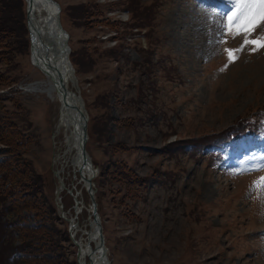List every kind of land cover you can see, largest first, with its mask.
Masks as SVG:
<instances>
[{
  "label": "rangeland",
  "instance_id": "obj_1",
  "mask_svg": "<svg viewBox=\"0 0 264 264\" xmlns=\"http://www.w3.org/2000/svg\"><path fill=\"white\" fill-rule=\"evenodd\" d=\"M58 1L77 70L71 85L90 116L88 150L99 168L111 264H264V140L234 147L225 167L193 145L216 144L256 118L261 129L264 47L247 44L230 62L225 50L239 49L245 36L222 34L219 16L229 6L216 0ZM22 4L0 0V14L10 12L19 28ZM27 37L18 32L14 58L0 63V116L31 137L22 158L37 186L38 201L19 212V226L35 230L44 258L77 264L70 220L79 239L91 199L61 159L58 103L26 91L46 78L32 55L30 62ZM261 37L264 21L247 39ZM128 170L145 185L133 184ZM71 190L80 195L78 214ZM11 239L21 243L19 229ZM26 259L17 253L10 264Z\"/></svg>",
  "mask_w": 264,
  "mask_h": 264
},
{
  "label": "trees",
  "instance_id": "obj_2",
  "mask_svg": "<svg viewBox=\"0 0 264 264\" xmlns=\"http://www.w3.org/2000/svg\"><path fill=\"white\" fill-rule=\"evenodd\" d=\"M22 3L24 4L23 0ZM23 16L25 17L24 13ZM23 23L19 28L18 22L14 21L10 12L7 14L3 10V14H0V63L9 64L14 58L17 41L20 40L17 39V33L21 32L23 38L27 33L26 24ZM30 139L28 132L19 130L17 125L0 116V264H10L17 253L27 255L25 264H57L53 263L55 260L44 258V252L31 236L35 230L29 231L19 226V212L25 209L33 210L38 201V197L33 195L37 189L35 179L27 175V163L23 162L22 158L25 154L22 147H25ZM129 174V180L133 184L138 182L139 185H145L144 178L137 177L132 170H128L125 176ZM16 229L21 233L19 244L11 239Z\"/></svg>",
  "mask_w": 264,
  "mask_h": 264
},
{
  "label": "bare ground",
  "instance_id": "obj_3",
  "mask_svg": "<svg viewBox=\"0 0 264 264\" xmlns=\"http://www.w3.org/2000/svg\"><path fill=\"white\" fill-rule=\"evenodd\" d=\"M27 1L28 6L30 7L29 31L34 40V50L36 51V53L32 52V60L35 66H37L43 72L46 78L36 84H32L26 89V91H37L40 93L48 94L55 103H58V115L56 124L57 132H60L62 130L65 134V142H63L65 145V150L64 152H62L61 159L64 160L63 162H65L68 166H71L72 163L74 165H79V161L77 158L78 155H75V151L80 147V143H78V139L80 136L79 115L77 114L75 109H68L66 106V102L64 101L65 94L67 97V101L70 103L74 102L72 94H78V92H76L71 85L74 77L70 75L69 71H67L66 68L65 71H61V73L63 72L65 84L68 88V92L65 93V91L63 89H60V86L56 84L58 83V81L54 82L52 79L57 75H55L54 71H51L48 68V64H54V51L61 45L58 34L59 30L56 24L55 7L52 6L47 0ZM47 47L49 48V52L46 51ZM60 63L62 66H65L66 59H62ZM78 105H80L79 102ZM76 146L78 149L76 148ZM86 173L89 174L88 171ZM78 240L81 246V253L79 256L80 264H100L99 258L101 255V250L90 254L91 250L95 247H91V245H88L89 240L92 245H98L97 234L93 224L90 227L88 226V228L82 233V236L79 237Z\"/></svg>",
  "mask_w": 264,
  "mask_h": 264
},
{
  "label": "water",
  "instance_id": "obj_4",
  "mask_svg": "<svg viewBox=\"0 0 264 264\" xmlns=\"http://www.w3.org/2000/svg\"><path fill=\"white\" fill-rule=\"evenodd\" d=\"M50 2H52L51 0H49ZM30 9V7H29ZM29 24H30V20H29ZM32 52L36 53V51L34 50V40L32 38ZM49 50V48H47V51ZM65 51L67 52L66 48ZM63 51V53L65 52ZM38 54V51H37ZM48 68L51 71H54L55 75L54 76L53 81L56 82L58 81V83H56L58 86H60V89H63L65 91V93L68 92V88L65 84V80H64V76L61 73V71L56 67V63L54 61V64L50 63L48 64ZM57 79V80H56ZM72 94V93H71ZM72 97L74 99V102L70 103L67 101V97L65 94V98L64 101L66 102V106L68 109H75L77 114L79 115V129H80V136L78 139V143H80V147L77 150L78 153V161H79V172L83 178V180L85 181L89 194H90V198H91V202H92V217H93V226L95 227V231L97 234V240H98V245L91 250L90 254L95 253L96 251H100L101 250V255L99 258L100 264H110V261L108 259V250L106 248L105 245V238H104V234H103V227H102V223H101V219L98 213V204L96 202V198H95V190L94 188V183H93V179L95 178V170H93L92 167V162H91V158L87 152V141L89 139V132H88V121H89V114L87 112V109L85 107L84 101L81 98L80 95H75L72 94ZM78 102L80 105H78ZM79 146V145H78ZM85 170H87L89 172L88 177L85 176ZM90 170V171H89ZM90 245V242H89Z\"/></svg>",
  "mask_w": 264,
  "mask_h": 264
},
{
  "label": "snow or ice",
  "instance_id": "obj_5",
  "mask_svg": "<svg viewBox=\"0 0 264 264\" xmlns=\"http://www.w3.org/2000/svg\"><path fill=\"white\" fill-rule=\"evenodd\" d=\"M229 12L219 16V28L222 32H232L233 36L244 35L245 40L239 49H226L228 59L231 62L235 57L234 53L242 51L247 44H254L264 47V37L260 41L249 40L247 36L251 34L259 21H264V0H226ZM264 170V164L261 165ZM264 183V178H261Z\"/></svg>",
  "mask_w": 264,
  "mask_h": 264
}]
</instances>
